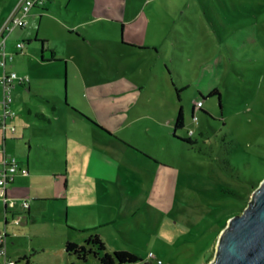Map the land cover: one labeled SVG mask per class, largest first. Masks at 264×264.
Wrapping results in <instances>:
<instances>
[{
  "label": "rangeland",
  "instance_id": "374dc122",
  "mask_svg": "<svg viewBox=\"0 0 264 264\" xmlns=\"http://www.w3.org/2000/svg\"><path fill=\"white\" fill-rule=\"evenodd\" d=\"M112 2L125 27L104 1L94 15L93 0H47L16 28L25 53L10 64L29 83L6 126L30 140L16 182L32 209L27 223L23 197L6 224L1 212L0 264H100L64 251L92 234L138 264H204L264 178V0ZM180 108L192 145L172 138Z\"/></svg>",
  "mask_w": 264,
  "mask_h": 264
},
{
  "label": "water",
  "instance_id": "95a60500",
  "mask_svg": "<svg viewBox=\"0 0 264 264\" xmlns=\"http://www.w3.org/2000/svg\"><path fill=\"white\" fill-rule=\"evenodd\" d=\"M204 264H264V178L221 230L213 258Z\"/></svg>",
  "mask_w": 264,
  "mask_h": 264
},
{
  "label": "crops",
  "instance_id": "0c3cea01",
  "mask_svg": "<svg viewBox=\"0 0 264 264\" xmlns=\"http://www.w3.org/2000/svg\"><path fill=\"white\" fill-rule=\"evenodd\" d=\"M14 1V0H13ZM19 1L20 0H16L14 3L13 2H11L2 12H1V14H0V28L2 27V25L5 23V21L8 19V17L11 15V13H12V11L14 10V8L16 7V5L19 3ZM46 1L47 0H44V5L42 6V8L44 7V11H45V7H46ZM94 1V3H92L91 4V6H92V8H91V10H92V13L94 14V15H96L97 14V11H99L98 9H100L99 8V6H98V3L100 4L102 1H104L105 2V4L108 6V7H106V8H103L102 9V11H103V17H107L108 19H110L111 21H116V22H120L121 24H122V27H125L126 26V22L125 21H123L122 19H121V16H120V14H118L117 13V10H115V9H117V7H116V5L112 2V0H93ZM59 3V2H58ZM60 4V3H59ZM35 8H37V7H34V8H32L31 10H30V12H29V15L28 16H34V13H35V11L33 10V9H35ZM114 10H113V9ZM100 16V15H99ZM122 21V22H121ZM18 29V28H17ZM16 28L15 29H13V31L8 35V37H7V39H6V44H5V47H6V67H5V69L7 70V71H13V68H12V66H11V62H15V58H16V56L19 54V53H17L18 52V50L16 49V47H15V45H16V43L17 42H21L20 41V37H22L21 35L23 34V33H21L20 31H18ZM23 28H20V30H22ZM16 36L15 38H16V41H15V44L13 43V42H11V43H9L8 44V39L11 37V36ZM122 40V39H121ZM145 47V46H144ZM147 47V46H146ZM45 49H48V47L46 46V43L45 44H43V46H42V44H41V46H40V59L43 57L44 58V50ZM25 48H24V50H23V53L22 54H24L25 52ZM11 55H12V59H10V57H11ZM9 57V63H7V58ZM2 58H1V56H0V60H1ZM51 59V58H50ZM50 59H46L47 61L46 62H53L54 60H51L50 61ZM56 60V59H55ZM42 63H46V62H43V61H41ZM14 72V71H13ZM0 74H1V68H0ZM21 76H23V75H21ZM25 76H27V75H25ZM28 77V76H27ZM28 79H29V77H28ZM15 90H16V87H15V89L13 90V92L12 93H14L15 92ZM28 90H29V86H28ZM63 101H64V104H65V107H69V104L67 103V99H66V92H65V96H64V99H63ZM2 88H1V85H0V118L2 117V113H3V107H2ZM26 110H27V112L29 113V115L28 116H30V109L29 108H27L26 107ZM38 115V113L35 115V116H37ZM39 115H41L43 118H44V115L41 113V114H39ZM46 119V118H45ZM14 121V120H13ZM12 121V124L11 125H13V127H14V132L12 133L8 128L7 129H5V131H2L1 129H0V146H2L3 147V149H4V152H5V154L7 155V157H14V158H16V160L18 161V164H19V166L20 167H22V168H25V169H27V171H28V175H26V176H29L30 175V150H31V145H30V140H29V138L27 139V141H25V143H24V146H26V149L24 148H22L21 147V144H20V142H19V140L20 139H16V138H14L13 136L15 135L14 133H16V127H15V125H14V122ZM26 123V122H25ZM23 124L24 125V130H26L27 129V127H26V124ZM100 129V128H99ZM100 131H102L101 129H100ZM25 132V131H24ZM103 132V131H102ZM108 132V131H107ZM105 133V132H104ZM12 134H14V135H12ZM107 134V133H106ZM108 136H111V137H113V135H111V133H109V134H107ZM24 135L22 134V137H23ZM24 139V138H23ZM18 151H21L22 153H21V155H22V158H20L19 156H18V154H17V152ZM3 158H4V155H3V153H0V171L3 169V164H2V162H3ZM17 176H20V175H17ZM17 176H15L14 177V179H13V181H12V183H10V184H8L9 186H15V188L12 190V189H10L9 190V188H8V186L6 187V190H5V194H6V197H7V199H8V201H13L14 202V200H13V198L16 200V202L14 203L15 205H14V207H8V205L6 206L4 203L2 204V208H0V214H1V212L3 213V216H4V221H5V224L7 223V213L9 214L10 212L12 213V216H14L15 214L13 213V210L14 209H16L18 206H19V200H21L20 199V197H23V199L24 200H26L27 201V197H26V195L23 193V191L21 190V189H23V190H26L27 189V191H29V189H28V185H27V183H25V184H23L22 186H21V181H19L18 183L16 182V177ZM1 199V198H0ZM42 200L40 199V200H37V199H34L33 200V202H35V203H33L34 205H36V204H38V203H40ZM28 202V201H27ZM31 204H32V202H31ZM31 204H29V208H28V210H27V212H26V215H27V220L25 219V223H27V221H28V217L31 215ZM37 208L35 207V210H36ZM6 237V236H5ZM19 259V258H18ZM27 264H28V262H26Z\"/></svg>",
  "mask_w": 264,
  "mask_h": 264
},
{
  "label": "built area",
  "instance_id": "2783aa9c",
  "mask_svg": "<svg viewBox=\"0 0 264 264\" xmlns=\"http://www.w3.org/2000/svg\"><path fill=\"white\" fill-rule=\"evenodd\" d=\"M43 4V0H20L19 3L16 5L14 10L12 11L11 15L5 21V23L0 28V85L2 88V107L3 113L2 117L0 118V129L5 131L8 127L6 126V120L13 119L15 113L11 109V104L13 102L12 99V92L16 85H25L29 79L27 76L18 75L16 72L7 71L6 67V39L8 35L15 29L16 27H25V18L28 17L29 12L32 8L41 6ZM16 49H22L23 43L17 42L15 45ZM12 55L10 59H12ZM200 102L196 105L200 106ZM12 133L14 132V127L8 128ZM0 153H3V169L0 171V198L2 202L8 207H14L13 201H8L5 190L9 183H11L15 176H26L28 175V171L25 168L19 166L18 161L14 157H7L4 152L2 146H0ZM21 208L23 210H27L29 208L28 202L25 201L21 204ZM16 223L21 222V218H16ZM0 240L2 238L0 237ZM5 251L3 248H0V255H4ZM149 257H153L152 254H149ZM7 264H15L14 262L8 261Z\"/></svg>",
  "mask_w": 264,
  "mask_h": 264
},
{
  "label": "trees",
  "instance_id": "16d2710c",
  "mask_svg": "<svg viewBox=\"0 0 264 264\" xmlns=\"http://www.w3.org/2000/svg\"><path fill=\"white\" fill-rule=\"evenodd\" d=\"M43 5H44V0H43V4L41 6H37V7H42ZM19 28H24V27H19ZM21 42L23 43L22 49H17L18 51H20V53L23 52V50L25 48V44H26L23 41H21ZM40 42H41L42 46H43V44L46 43L45 40H41ZM51 60H55L54 56L51 57L50 61ZM41 61L46 62L47 60H45L42 57ZM27 83H29V81ZM26 84L25 85H19V86L25 87ZM15 87H14V89H15ZM177 92L179 93L180 90H177ZM213 94H217V91L216 90L210 91L208 93V96H211ZM178 97H179V95H178ZM201 107H202V103L200 104V106L195 105V108H197V109H201ZM193 111H194V109H193ZM192 118L194 120H196L194 115H192ZM184 125H185V121H184L183 109L180 108L176 117H175V121H174V125H173L174 130L172 133V138L174 140H177L180 142H185L189 145H192L195 143V140H193L191 138V135H192L191 131H189L188 137H180V136L176 135V131L178 129L183 128ZM95 126H97V125H95ZM97 127L100 128L103 132L109 134V132H107L101 126H97ZM219 231L220 230H218L217 235H218ZM64 251H65V254H67L68 256H75L77 259L83 260V261L86 260L87 255L91 254L99 261L100 264H138L140 261V258L138 256H136L135 254L128 252V251H123V250L114 251L112 254L105 252V244L101 240V238L98 236V234L89 235L88 238L84 241V244H81V245H79L78 243H76L74 241H67L64 245ZM98 252H104V254L100 256ZM212 258H213V255L210 252L209 256H207V262L210 261ZM23 259L26 260V262H28V259L26 257H24ZM20 260H22V259L19 258L16 262L18 263ZM16 262H14V263H16ZM144 264H147V263H144Z\"/></svg>",
  "mask_w": 264,
  "mask_h": 264
}]
</instances>
